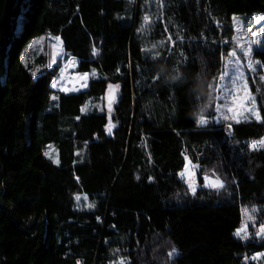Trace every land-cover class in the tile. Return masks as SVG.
I'll use <instances>...</instances> for the list:
<instances>
[{
	"label": "trees",
	"instance_id": "trees-1",
	"mask_svg": "<svg viewBox=\"0 0 264 264\" xmlns=\"http://www.w3.org/2000/svg\"><path fill=\"white\" fill-rule=\"evenodd\" d=\"M13 2L0 0V41ZM253 13L264 14V0H21V26L0 49V264H114L117 250L127 264H253L264 240L235 232L243 207L264 224V148L248 146L264 122H233L230 134L195 123L215 116L232 15ZM145 15L151 27L138 32ZM46 35L91 74L87 87L54 91L58 65L45 67L43 54L23 61ZM259 47L251 89L264 116V40ZM32 64L44 66L36 77ZM177 68L183 79L170 82ZM110 83L120 85L111 111ZM184 152L225 186L200 178L195 194L177 192ZM81 195L95 206L77 209Z\"/></svg>",
	"mask_w": 264,
	"mask_h": 264
},
{
	"label": "rangeland",
	"instance_id": "rangeland-1",
	"mask_svg": "<svg viewBox=\"0 0 264 264\" xmlns=\"http://www.w3.org/2000/svg\"><path fill=\"white\" fill-rule=\"evenodd\" d=\"M234 16L236 18L235 20H234ZM259 17H264V14L253 13L249 15H240V14L232 15L230 24H232L234 34H232V37L228 41H226L231 46L230 50L235 49L237 54L243 57V52H241L240 48H237L236 45L239 44L242 47L247 48L249 41L253 38L252 32L264 34V21L257 22V18ZM20 26H21V16L19 17V20L17 22V30H19ZM259 38L262 41L264 39V35L260 36ZM53 44L57 45L56 51L61 52V54L55 58L56 60L55 63L52 62L53 61L52 53L54 51L52 48ZM259 46L253 45L252 46L253 50L257 49V47L260 48ZM38 54H43L45 56V64H44L45 67H53L55 65H58V68H59L58 73L56 77L52 79L51 84H50L51 88L54 91H58L62 93H72V92H76V91H79L85 88V87H82L81 85L88 83V80L91 74L88 73L89 76L87 77L86 80L80 79V74H83V73H79L75 71V59H73L72 56L65 53L61 41H56L54 39V36H51V35H46V36H42L37 39H34L26 46L24 53H23V57H22L23 61L26 63L31 62L33 61V58ZM251 58L253 61H256L253 58L252 53H251ZM230 60L234 62L235 58L227 57L226 59H224V68L219 76L218 84H216V85H219L220 88L217 89L216 87L215 116L212 118H209V121H210L209 124L210 123H215V124L223 123L224 125H228L229 123L232 124L233 122H236L237 120H239V122L247 121V120H255L254 117L250 116L247 112L244 111L245 108L252 106V104L249 101L245 100L243 101L242 106H238L240 105L241 98L244 97L246 94L241 86L242 82H237L236 85H233L230 75H225L223 78H221L222 74H224L225 72H230L231 67L234 66V63L230 65L229 63ZM241 63L244 65L245 79L248 85L247 92L250 93L251 97L255 98L254 93L252 92L251 86L255 80L256 73H258L257 71L259 69V65H256L257 71L253 73V72L248 71L246 67V64H247L246 60L242 59ZM32 65H33L32 72L33 71L38 72V70L44 67L42 64L41 65L32 64ZM260 77H264V74H260ZM261 81H264V80H261ZM54 84H55V87H53ZM65 89H68V91H65ZM229 92H231V95H229ZM217 96L219 97L218 100L216 99ZM217 103H219L222 106V111L219 113L216 111ZM90 106L92 105L87 104L86 106H84L82 108L84 109L83 112H87L90 109ZM255 106L258 107L256 99H255ZM229 108H235L236 111L229 112L228 111ZM237 113H239V115H237ZM225 116L229 117V119L225 120L224 119ZM233 116H236V119H232ZM217 120H219L220 122L216 123ZM45 153H47L48 155H45ZM44 155L53 164H58V163L53 162V161H58V152L52 144H48L45 147ZM189 161H190L189 171L192 172L191 182H192L193 187L197 189L200 186L199 179L200 178L203 179V176L199 172V164L191 158H189ZM185 163L186 161L185 159H183V162H182L183 168L181 172L179 173L180 184L176 187V191L192 193L188 189V183H187L188 176L186 174L181 175V173H184L185 171L184 169ZM203 185H205L204 180H203ZM79 197L80 199L77 200L76 196H74L75 207L77 209L88 208L86 207V204L92 203L88 198L87 200H85V197H86L85 195H81ZM252 208L253 207H249V208L243 207L242 208V217H241L243 218L242 223L247 225V232L249 233L248 238L243 239V240L250 241L253 238L258 241L264 240V239L258 238L255 234L256 228L253 227L254 219L249 220V216L253 217L256 212V211L252 212L251 211ZM254 254L249 256L247 260L252 261L253 264H264V258L262 257H257L255 260H253L252 256Z\"/></svg>",
	"mask_w": 264,
	"mask_h": 264
},
{
	"label": "snow or ice",
	"instance_id": "snow-or-ice-1",
	"mask_svg": "<svg viewBox=\"0 0 264 264\" xmlns=\"http://www.w3.org/2000/svg\"><path fill=\"white\" fill-rule=\"evenodd\" d=\"M235 16H234V20H235ZM143 26H142V29H138L137 31L138 32H141V31H146L148 29H150L151 27V21H150V17L148 15H145L143 17ZM259 21H264V17H259L257 18V22ZM264 34L262 33H256V32H252V39L249 41L248 43V46L247 48H244L242 47L241 45L237 44L236 47L237 48H240L241 52H243V57L239 56L237 54V52L235 51V49H232V50H229L228 52V57L230 58H235L234 62L230 60V65H232L234 63V66L231 67V70L230 72H225L224 74H222L221 78H223L225 75H230V78H231V81L233 83V85H236L237 82H242L241 86L243 88V90L245 91V96L241 98V101H240V105L238 106H242L243 104V101L247 100L249 101L252 106L251 107H248V108H245L244 111L247 112L250 116L254 117L255 120H257L258 122H264V116L261 115V112L260 110L255 106V98L254 97H251L250 93L247 92V81L245 79V72H244V65L241 63V60H246L247 61V64H246V67L248 69V71L250 72H253L255 73L257 71V68H256V65H259L260 64V61H253L252 58H251V53L253 51V45H261L262 41L261 39L259 38L260 36H262ZM54 39L56 41H60V37L57 36V37H54ZM169 40H171V37H169ZM161 44H163V41L161 42ZM172 46L175 47V41H172ZM155 47V46H154ZM52 48H53V63L56 62L55 58L61 54V52L59 51H56L57 49V45L56 44H53L52 45ZM142 51H144L142 49ZM93 55H96V49L94 48L93 49ZM184 54L181 53V56H183ZM158 58H161L160 57V54L159 53H156L155 56L153 57V59H158ZM75 59V58H73ZM186 60L187 58L185 57L184 58V63H186ZM119 71V69H118ZM163 71V70H162ZM175 71V75H172L169 77V81L170 82H176V81H179V80H182L183 79V76H182V73H180L179 69H174ZM32 76L33 77H36L37 76V72L33 71L32 73ZM95 73H93L94 75ZM89 76L88 73H83V74H80V79L82 80H86L87 77ZM161 77L160 75H156L153 77V80L154 82L159 80ZM261 80H264V77H260ZM82 87H87V84H82L81 85ZM53 87H55V84L53 85ZM120 87V85H113V84H108L107 86V95H108V104H109V111H111V104L115 101L116 99V89H118ZM212 85H209V88H211ZM217 89L220 88L219 85L216 86ZM65 91H68V89H65ZM229 95H231V92H229ZM52 100H55L56 97L53 96L51 98ZM216 99L218 100L219 97L217 96ZM211 104V101H209V105ZM209 105H206L205 107H208ZM84 109H82L83 111ZM216 111L219 113L222 111V106L217 103L216 105ZM229 112H235L236 109L235 108H229L228 109ZM237 115H239V113H237ZM225 120H228L229 117L225 116L224 117ZM232 119H236V116H233ZM209 118L204 115V114H200L196 117L195 119V123L197 125V127H207V125L209 124ZM220 121L217 120L216 123H219ZM237 123L239 122V120L236 121ZM231 124L229 123L228 124V128H231ZM249 149L250 150H256L258 147H261V148H264V137H261L259 140H253L251 142H249ZM45 155H48L47 153H45ZM186 163L184 165V173H181V175H187L188 176V180H187V183H188V189L189 191H191L193 194H195L196 192V188L193 187L192 185V182H191V177H192V172L189 171V168H190V161H189V158L187 156L184 157ZM54 163H58V161H53ZM149 179L151 180L152 178L149 177ZM203 180L205 182V187H211L212 189H215V190H220L222 189L225 184H224V181L221 180L219 177H215L214 178V174L212 175H209V174H205L203 176ZM77 200L80 199L79 196L76 197ZM85 200H87V197H85ZM95 205L92 204V203H87L86 204V207L88 208H93ZM252 212H255L256 211V208L253 207ZM254 218L252 216H249V220H253ZM253 227H256L255 224H253ZM236 235L240 236L242 239H247L248 238V235L249 233L247 232V225H245L244 223H242L241 227L240 228H237L236 229V232H235ZM256 236L258 238H261V239H264V224H259L258 227H256ZM119 251V250H117ZM178 254V250L173 247L171 249V251H169L167 253L168 257L169 258H173L175 257L176 255ZM257 257H262L264 258V252H258V253H255L253 256H252V259L255 260ZM77 264H80V262L78 261ZM114 264H127V261L125 260V258L123 257H120V259L118 261H115Z\"/></svg>",
	"mask_w": 264,
	"mask_h": 264
},
{
	"label": "water",
	"instance_id": "water-1",
	"mask_svg": "<svg viewBox=\"0 0 264 264\" xmlns=\"http://www.w3.org/2000/svg\"><path fill=\"white\" fill-rule=\"evenodd\" d=\"M21 6V0H14L12 13H11V27L9 32L3 37L0 41V49L7 44V42H12L16 36L17 32V20H18V12Z\"/></svg>",
	"mask_w": 264,
	"mask_h": 264
},
{
	"label": "built area",
	"instance_id": "built-area-1",
	"mask_svg": "<svg viewBox=\"0 0 264 264\" xmlns=\"http://www.w3.org/2000/svg\"><path fill=\"white\" fill-rule=\"evenodd\" d=\"M224 133L225 134H230L231 132H232V128H228V125H224ZM185 156H187L188 157V155H187V153L186 152H184V154H183V159H184V157ZM104 216H97V218H96V223L98 224V225H100V226H103V224H104ZM73 242L74 243H76L77 241L76 240H73ZM120 257H122L121 256V251H118L117 252V261L120 259Z\"/></svg>",
	"mask_w": 264,
	"mask_h": 264
},
{
	"label": "crops",
	"instance_id": "crops-1",
	"mask_svg": "<svg viewBox=\"0 0 264 264\" xmlns=\"http://www.w3.org/2000/svg\"><path fill=\"white\" fill-rule=\"evenodd\" d=\"M263 40H264V39H263ZM263 40H262V41H263Z\"/></svg>",
	"mask_w": 264,
	"mask_h": 264
}]
</instances>
